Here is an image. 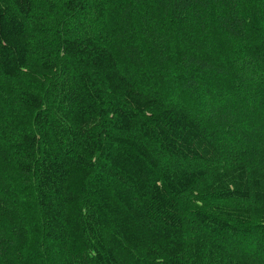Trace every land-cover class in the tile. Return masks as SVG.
I'll return each instance as SVG.
<instances>
[{"label":"trees","instance_id":"16d2710c","mask_svg":"<svg viewBox=\"0 0 264 264\" xmlns=\"http://www.w3.org/2000/svg\"><path fill=\"white\" fill-rule=\"evenodd\" d=\"M0 264H264V0H0Z\"/></svg>","mask_w":264,"mask_h":264}]
</instances>
